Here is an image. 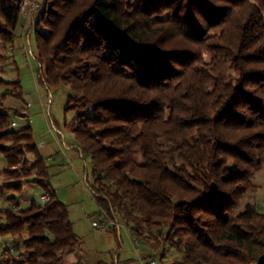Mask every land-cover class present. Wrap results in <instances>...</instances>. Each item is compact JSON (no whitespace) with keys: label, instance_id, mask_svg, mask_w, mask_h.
<instances>
[{"label":"trees","instance_id":"16d2710c","mask_svg":"<svg viewBox=\"0 0 264 264\" xmlns=\"http://www.w3.org/2000/svg\"><path fill=\"white\" fill-rule=\"evenodd\" d=\"M20 3L0 0L2 45ZM32 33L39 81L72 91L68 128L99 213L160 258L170 245L181 264H264V210L237 213L264 166V0H45ZM2 73L0 264H61L79 236L31 125L11 126L24 115L3 101L24 96ZM25 183L49 198L23 202Z\"/></svg>","mask_w":264,"mask_h":264},{"label":"rangeland","instance_id":"374dc122","mask_svg":"<svg viewBox=\"0 0 264 264\" xmlns=\"http://www.w3.org/2000/svg\"><path fill=\"white\" fill-rule=\"evenodd\" d=\"M36 1L38 7L31 11L29 19L21 13V40H16L13 46L9 44L2 46L0 43V53L7 56L6 60L0 61V67L3 69L1 77L7 81L18 77L24 96L21 101L7 96L3 103L5 107L15 108L24 115V117L12 116L17 122V125H11L12 127H20L29 122L36 140H50L55 149H58L56 142L62 146H60L62 150L58 149V159L62 166L51 169V173L55 174L51 181L58 197L69 209L80 242L75 249L64 254L61 264H149L152 260L155 264H181L183 252L166 245V248H163L165 256L160 258L156 252L154 253L152 241L144 239L138 242L115 215L113 218L101 210L99 213L100 208L88 186L92 181L91 160L89 156L80 155L77 142L68 128L74 112L66 111L65 106L67 97L72 91L66 86H61L50 90V97L49 90L39 81L40 67L34 58L36 43L32 30L45 0ZM229 72L233 73L232 69ZM4 88L0 87V94ZM27 107L28 119L25 118ZM86 112L90 115L91 107H88ZM52 123L61 133L56 131ZM63 141L73 145V148H65ZM2 179L3 176L0 174V182ZM250 181L253 187L245 193L237 213L243 210L246 203L254 204L259 210H264V166H260ZM36 191L37 196L42 193L40 189ZM110 220L114 223L111 224ZM93 222L109 223V229L99 230L93 226ZM117 227L120 229V236ZM11 240L12 238L8 237L2 238L1 248L9 246ZM143 254L146 255L145 258Z\"/></svg>","mask_w":264,"mask_h":264},{"label":"crops","instance_id":"0c3cea01","mask_svg":"<svg viewBox=\"0 0 264 264\" xmlns=\"http://www.w3.org/2000/svg\"><path fill=\"white\" fill-rule=\"evenodd\" d=\"M21 26V25H20ZM19 26V28H18V37H17V39L16 40H21L20 38V36H21V27ZM29 34L27 35V42H28V44L30 43L29 42ZM3 46V45H2ZM5 46H7V45H5ZM11 46V45H10ZM13 46V45H12ZM3 70V69H2ZM50 96V95H49ZM18 100V99H17ZM24 106V105H23ZM28 107H27V111H26V117L25 118H27L28 119ZM26 124H29V125H31L29 122H27V123H24V125H26ZM52 125H53V123H52ZM53 127L56 129V131L58 132V133H61V131L58 129V128H56L54 125H53ZM49 129H51V127H49ZM51 131H52V129H51ZM34 140H35V143H36V145L38 146V148L40 149V151H41V153L46 157V160L48 161V165L50 166V171H51V169H56V168H59V167H61L62 165H60V161H59V159H58V156H59V150H62V148H60V144H58L57 142H56V140H55V142H56V146H57V148L59 149H55L54 148V146H53V144H52V141H50V140H46V141H44V140H36V138L34 137ZM58 140V139H57ZM59 142H60V139H59ZM63 146L65 147V148H67V149H71V148H73V145H69V144H66L64 141H63ZM62 147V146H61ZM80 153V152H79ZM25 157H27L30 161H32L33 160V157H32V155L30 154V153H28L27 151H25ZM4 166H5V159H4V156L2 155V154H0V174L3 176V179H2V181L0 182V185H3L4 183H5V179H6V176H5V174L3 173V168H4ZM20 166H21V164L17 167V168H20ZM51 174H53V176L55 175L54 173H51ZM54 187V186H53ZM37 189H40L37 185H35V184H32V183H25L24 184V186H23V191H22V193H21V195H20V199L23 201V202H27L30 198H32V197H35V196H37V194H36V190ZM55 189V188H54ZM55 191H56V189H55ZM40 192H42L41 191V189H40ZM9 193H12V191H10ZM56 195H57V197H58V194H57V191H56ZM58 199L60 200V198L58 197ZM62 201V200H61ZM63 202V201H62ZM70 214V213H69ZM118 235L120 236V232L118 233ZM145 254H143V257L145 258Z\"/></svg>","mask_w":264,"mask_h":264},{"label":"built area","instance_id":"2783aa9c","mask_svg":"<svg viewBox=\"0 0 264 264\" xmlns=\"http://www.w3.org/2000/svg\"><path fill=\"white\" fill-rule=\"evenodd\" d=\"M20 7H21V13H23L24 17L29 19L31 11L38 7V3L36 0H21ZM11 125L16 126L17 122L13 120ZM38 197L41 201L47 200L49 198L48 195L44 192H42ZM110 223L113 224L114 222L110 220ZM108 224L109 223H105V222H102V223L93 222V226L95 228L99 230H103V231L109 229ZM149 264H155V261L153 260L149 261Z\"/></svg>","mask_w":264,"mask_h":264},{"label":"water","instance_id":"95a60500","mask_svg":"<svg viewBox=\"0 0 264 264\" xmlns=\"http://www.w3.org/2000/svg\"><path fill=\"white\" fill-rule=\"evenodd\" d=\"M49 95H50V97H51V92L49 91ZM117 229H118V232L120 231V229L117 227Z\"/></svg>","mask_w":264,"mask_h":264}]
</instances>
